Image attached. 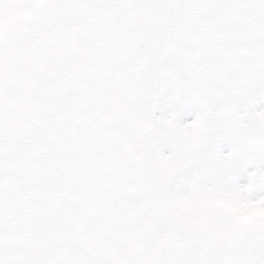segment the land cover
Wrapping results in <instances>:
<instances>
[{"label": "snow or ice", "instance_id": "snow-or-ice-1", "mask_svg": "<svg viewBox=\"0 0 264 264\" xmlns=\"http://www.w3.org/2000/svg\"><path fill=\"white\" fill-rule=\"evenodd\" d=\"M0 264H264V0H0Z\"/></svg>", "mask_w": 264, "mask_h": 264}]
</instances>
